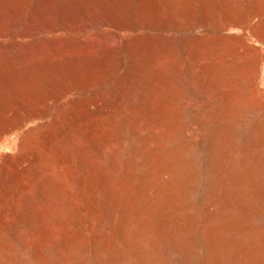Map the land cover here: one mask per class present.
<instances>
[{
	"label": "rangeland",
	"instance_id": "1",
	"mask_svg": "<svg viewBox=\"0 0 264 264\" xmlns=\"http://www.w3.org/2000/svg\"><path fill=\"white\" fill-rule=\"evenodd\" d=\"M0 264H264V0H0Z\"/></svg>",
	"mask_w": 264,
	"mask_h": 264
}]
</instances>
